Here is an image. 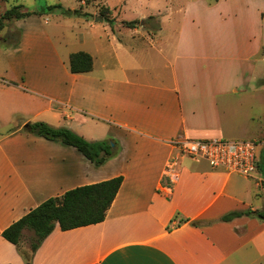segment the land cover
I'll list each match as a JSON object with an SVG mask.
<instances>
[{
    "label": "crops",
    "instance_id": "obj_1",
    "mask_svg": "<svg viewBox=\"0 0 264 264\" xmlns=\"http://www.w3.org/2000/svg\"><path fill=\"white\" fill-rule=\"evenodd\" d=\"M214 2L195 14L179 9L174 40L161 37L160 23L150 45L115 37L75 51L65 44L59 56L44 31L17 21L18 43L2 53L11 70H0V264H264V220L221 221L264 212L261 154L251 177L187 157L167 169L178 155L173 142L227 136L225 112L240 105L252 78L264 80L256 73L264 0ZM187 18L198 26L187 29ZM79 51L92 57L88 73L69 71V55ZM33 122L109 140L117 152L95 166L75 148L25 131ZM116 177L122 182L101 223L68 231L56 224L34 252L27 230L19 245L2 237L44 201Z\"/></svg>",
    "mask_w": 264,
    "mask_h": 264
},
{
    "label": "rangeland",
    "instance_id": "obj_2",
    "mask_svg": "<svg viewBox=\"0 0 264 264\" xmlns=\"http://www.w3.org/2000/svg\"><path fill=\"white\" fill-rule=\"evenodd\" d=\"M229 1L221 0L222 6ZM246 1L255 4L261 2ZM231 2L244 3V0ZM214 3L213 0H0V16L15 6H21V12L30 14L21 22L23 29L35 35L44 31L50 40L47 47L59 56L66 52V46L75 51L81 48V42L93 46L115 37L125 45H150L160 34V23L164 30L161 37L174 40L181 19V14L177 13L179 9H187L195 14L198 9L210 8ZM204 10L200 13L203 14ZM29 18L33 19L27 21ZM17 21L3 20L0 23V70H11L8 56L2 53L10 45L18 43L20 33L16 27ZM130 21H139L140 24L130 29L123 24ZM185 23L187 29L195 28V21L187 18ZM258 59L256 73L259 70V77H262L264 60ZM237 98H240V105L225 112L224 131L227 136L221 140L256 142L264 172V148L260 146L264 143V83L255 76L241 97ZM256 183L264 188L263 180ZM31 236L30 231L24 236L25 245Z\"/></svg>",
    "mask_w": 264,
    "mask_h": 264
},
{
    "label": "trees",
    "instance_id": "obj_3",
    "mask_svg": "<svg viewBox=\"0 0 264 264\" xmlns=\"http://www.w3.org/2000/svg\"><path fill=\"white\" fill-rule=\"evenodd\" d=\"M20 8L21 6H15L6 11L0 16V23L3 20H20L30 15L21 12ZM73 13H77V11H73ZM123 24L127 28L134 29L140 22L130 21L123 22ZM68 65L69 71L73 74L88 73L92 70L93 60L88 53L79 51L69 55ZM261 81L264 83V80ZM25 131L46 140L57 141L73 147L95 166L102 165L117 152L115 145L109 140L87 141L68 128H57L44 122L29 123ZM261 165L260 157L258 167L261 168ZM121 182L122 178L116 177L69 190L60 197L50 198L4 230L2 237L13 245H19L22 231H30L32 236L29 240V247L30 251L34 252L56 224L61 231H68L101 223L104 221L106 211L114 200ZM243 215L264 220L263 211H234L224 215L221 221L229 222ZM26 264L29 262L27 261Z\"/></svg>",
    "mask_w": 264,
    "mask_h": 264
},
{
    "label": "built area",
    "instance_id": "obj_4",
    "mask_svg": "<svg viewBox=\"0 0 264 264\" xmlns=\"http://www.w3.org/2000/svg\"><path fill=\"white\" fill-rule=\"evenodd\" d=\"M172 145L177 149L178 155L169 160L167 169L172 168L179 157H187L191 160H203L211 169H221L243 177H251L256 171V142L187 139L177 140Z\"/></svg>",
    "mask_w": 264,
    "mask_h": 264
},
{
    "label": "water",
    "instance_id": "obj_5",
    "mask_svg": "<svg viewBox=\"0 0 264 264\" xmlns=\"http://www.w3.org/2000/svg\"><path fill=\"white\" fill-rule=\"evenodd\" d=\"M28 128V125H24V129H27Z\"/></svg>",
    "mask_w": 264,
    "mask_h": 264
}]
</instances>
